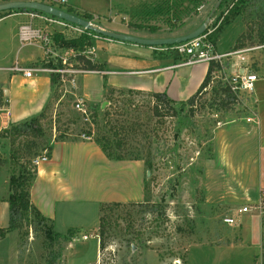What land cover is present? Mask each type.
<instances>
[{
    "label": "rangeland",
    "instance_id": "1",
    "mask_svg": "<svg viewBox=\"0 0 264 264\" xmlns=\"http://www.w3.org/2000/svg\"><path fill=\"white\" fill-rule=\"evenodd\" d=\"M241 4L244 12L238 14ZM54 5L61 7L56 3ZM62 8L66 9L64 6ZM233 8H236L237 14L217 38L218 49L221 52L234 51L238 43L243 45L241 48L249 50L259 47L249 52L253 70L260 69L262 72L264 0H140L139 10L130 13L127 20H120L119 23L157 26L160 27L159 35L168 36L204 23L214 10L212 21L216 22L218 17L226 16ZM0 15H5V12H0ZM92 22L105 28L96 19ZM37 23L50 34L53 51L50 55L54 65L61 66L59 69H76V56L90 49L92 52L87 54L93 61H99L98 43H116L89 32L91 46L78 52L56 43L54 36L78 37L85 32L78 30L80 27ZM133 30L149 32L140 28ZM64 60L67 62L64 63ZM230 61L228 72L232 73V64L238 59L232 57ZM80 75L66 72L65 82L61 81L55 87L51 107L43 120L46 135L42 141H53L62 132L69 139H83L81 134L98 127L104 134L111 135L110 127L115 126L123 141L125 154L140 155L146 167L152 165L151 170L146 168V198L137 204L105 208L101 212L106 222L102 236L100 213L96 211L89 214L75 212L68 216L67 223L74 227L66 229L58 219L56 224L53 223L54 230L67 234L72 241L60 239L52 244L44 239L45 227L37 224L36 217L31 225L24 220L20 228L0 240V264H50L51 254L58 252L60 256L54 264H184L192 244L217 241L221 238V231L228 229H235L234 234L251 242L259 251L263 237L259 214L255 211L239 214L238 208L226 204L225 194L222 192L224 195H219L216 189L217 181L223 184L227 173L225 165L218 160L220 154L215 142L218 122L245 113L242 103L218 108L220 100H215L214 89L221 83L219 77L212 78L211 87L199 94L193 110L184 102H176L175 116L158 117L153 112L154 102L149 93L131 95L116 92L109 99L106 93L101 102L89 103L82 98ZM73 76L76 79L74 84L69 81ZM80 100L90 111L89 120L76 109V103ZM95 110L98 112L97 118ZM60 112L64 115L60 117L59 131H56V116ZM30 139L39 143L34 136ZM10 149V140L0 134V164L6 167L8 179ZM3 173L1 170L0 195H7L9 184H4ZM7 216L10 219V210ZM227 216L234 217L236 224L227 225L224 222ZM82 223L87 225L76 227ZM100 239L103 247L100 246ZM192 251L196 253L199 248ZM260 255L261 252L258 253Z\"/></svg>",
    "mask_w": 264,
    "mask_h": 264
},
{
    "label": "crops",
    "instance_id": "2",
    "mask_svg": "<svg viewBox=\"0 0 264 264\" xmlns=\"http://www.w3.org/2000/svg\"><path fill=\"white\" fill-rule=\"evenodd\" d=\"M43 2L49 3V0ZM139 4L140 0H67L65 8L93 15L105 29L142 38L181 36L202 24L168 36L159 35L160 29L155 33L140 32L134 31L136 28L130 27V23L120 24V20H127L130 13L139 10ZM27 22L38 24L41 20L33 19L29 12H13L0 17V132L37 116L54 97L50 77L54 69L49 67L54 65L52 55L46 53L41 43L24 45L20 41L19 28ZM49 48L52 51V47ZM97 49L99 62L108 68L107 80L98 71L80 75L82 98L94 104L103 100L108 87L166 93L175 102L187 101L196 94L209 69V63L188 64L183 57L161 52L157 47L116 41L98 43ZM245 54L252 58L249 52ZM16 62L30 69L32 75L13 72ZM255 72L259 75L256 97L246 102L243 116L219 121L215 134L219 163L227 169L226 181L216 183L217 193H224L226 204L236 206L238 211L243 206L257 203L264 189V71L257 69ZM250 117L254 120L248 121ZM1 170L6 184L9 181L7 169L0 164ZM146 170L142 160L109 159L92 139L58 141L52 156L37 167L31 200L54 224L60 219L65 229L74 227L69 226L66 219L75 212L89 214L96 211L100 213V221L104 204L145 200ZM7 196L0 195V227H6L10 222L7 216L9 204L3 200ZM259 218L263 233L259 251L251 242L234 234L235 229H228L221 231L217 241L192 244L188 249L187 264H193V261L195 264H264V217ZM232 224H236V220ZM84 225L87 224L76 227ZM193 248H199V251L193 253Z\"/></svg>",
    "mask_w": 264,
    "mask_h": 264
},
{
    "label": "trees",
    "instance_id": "3",
    "mask_svg": "<svg viewBox=\"0 0 264 264\" xmlns=\"http://www.w3.org/2000/svg\"><path fill=\"white\" fill-rule=\"evenodd\" d=\"M4 2L10 1V0H3ZM44 1V0H42ZM238 3H243L242 1H238ZM243 5H240V9L238 10V14L243 13L242 9ZM236 8H233L229 11V13L226 16L218 17L216 20V24L218 25L216 30L212 34V38L217 41V38L223 31V28L231 21L233 16H236L235 14ZM67 11L73 14H76L78 16H81L85 19H88L90 21L94 20L93 15L87 14V13H78L75 12L71 8H67ZM13 12H36V13H44L41 11H34V10H12L5 12V15L13 13ZM46 14V13H44ZM4 15H0L2 17ZM219 23V24H218ZM130 27L134 28H140V29H147L150 32H157L160 27L157 26H146L144 24H129ZM85 32L78 36V37H66L65 35L59 34L55 35L54 39L55 42L58 44H61L65 48H74V50L80 52L84 50L87 47H90L91 37H89L88 33L90 31L84 30ZM93 33V32H92ZM94 34V33H93ZM264 40V38H263ZM241 46H243L241 43H238L235 46V49H240ZM76 60L78 62V65L76 68H80L83 70H86L88 72H94L98 71L100 73H103V77L105 80H107V65L105 63L99 62V61H93L91 58L86 57L85 55H77ZM50 68L58 69V67L61 68L59 65H49ZM215 64H210L208 73L206 75V78L204 79L203 83L201 84L200 88L194 94L192 97H190L187 101H182L181 103H186L192 108H194L195 100L199 96L201 92H203L204 88L208 85V83L211 80L212 72L216 69ZM51 77V83L52 88L55 89L56 86L60 85L61 83V73L52 71L50 73ZM116 92L122 93V94H135V93H141V91L133 90V89H117L108 87L107 88V99L112 97ZM215 92V100H220L219 104L222 108H227L229 104L232 102H235L234 98L235 96L230 91L229 87L221 81V83L218 84L217 87L214 89ZM151 97L153 98V112L158 117H164V116H175L174 115V104L176 103L174 100L169 98L166 93H149ZM52 99L47 104V106L44 108V110L38 114L37 116H34L28 120H25L21 123L12 124L10 127L3 129L1 131V135L4 138H8L10 140V158L7 160V163L9 164V194L7 197H4L3 200L8 202L9 209H10V223L7 227H0V240L4 239L8 233L20 228L22 225V221H27V223L30 225L32 224L35 217L38 219L39 225H43L45 227V240L48 239L50 241V244L53 243V241H58L60 239H65L72 241L71 238L69 239V236L67 234L63 235L60 233H57L54 230L53 221L45 217L33 204L31 200V188L36 180L37 177V166L33 165L32 161L37 156L41 155L42 153L46 152V154L51 157L52 152L54 149V144L58 141H67L70 140L67 137V134L62 132L60 135L56 136V138L51 141L45 139L42 141L46 135L45 129L43 126V120L47 117L48 111L52 104ZM106 111V110H105ZM173 112V113H171ZM64 115L63 112H60L56 116V131H59L58 123L60 122V117ZM98 112L95 110V117L97 118ZM103 128V127H102ZM111 135H106L102 132V129L98 127V129L93 130L89 129L85 131L84 133L87 136H90L92 140H94L102 149V151L106 154V156L111 160H141L140 155H134L129 156L125 154L124 152V144L123 141L119 135V130L115 126L110 127ZM82 135V134H81ZM80 135V136H81ZM32 136L34 138L39 139V143L36 141H33L30 139ZM112 136V137H111ZM75 140H80V138H76ZM148 170L152 169V165L148 164L146 167ZM131 204H137V203H131ZM122 203H109L104 204L101 207V212L104 211L107 207L112 206H121ZM106 222L104 221V217L101 216L100 218V235L102 236L105 232ZM68 238V239H66ZM100 246L103 247V241L100 239ZM50 264H54L59 256L60 252L56 254H51ZM184 264H187V261H185Z\"/></svg>",
    "mask_w": 264,
    "mask_h": 264
},
{
    "label": "built area",
    "instance_id": "4",
    "mask_svg": "<svg viewBox=\"0 0 264 264\" xmlns=\"http://www.w3.org/2000/svg\"><path fill=\"white\" fill-rule=\"evenodd\" d=\"M49 3L52 5H54V3L59 4L61 5V7L58 8L64 9L62 8V6L65 7V5L67 4V0H49ZM29 13L31 14L33 19L41 20V22L46 24L50 23L51 25H53V23H56L63 26H69V24H71L69 22L50 16L48 14L36 13V12H29ZM71 25L72 27L76 26L73 24ZM217 26L218 25L216 24V22H214V20L213 21L210 20L207 26V30L203 35L194 38L192 40H189L187 42H183L175 45L158 46L157 49L164 53L179 55L183 57L185 62L188 64H194L200 62H206L209 63V65L211 63L215 64L217 68L212 72L211 80L206 86V88H204V90L206 91L211 87V84L213 83L212 78L219 77L221 81L229 87L230 91L235 96L234 98L235 102L232 103H242L245 106L246 102L249 99L256 97V85L259 80L258 73H256L255 70H253L252 68V64H253L252 58L246 57L245 53H248L250 50H255L259 47L251 48L250 50L249 48H241L234 51L223 53L218 49L217 42L211 37L213 32L216 30ZM78 30L84 31L85 29L80 27ZM18 34L22 44L25 45V44L41 43L43 47L46 49L47 54L52 53V51L49 48L51 43L50 34L42 26L35 24L34 22H27L20 26ZM87 52L91 53L92 51L90 49L84 51L83 53H79L78 55L82 54L88 58H91L87 54ZM232 57H236L238 61L232 64L234 70L232 73H229L228 67L230 66L229 62H231L230 59ZM65 62L67 61L64 60V63ZM12 71L15 73L22 72L28 77L32 75V71L30 69L23 68L19 62H16L14 64ZM52 71L61 73V81L63 82H65L66 72H72L78 74L88 72L80 68H76V69L62 68V69H54ZM69 81L74 84L76 81L75 76H73ZM76 109L83 114L86 120H89L90 111L87 108L84 101L81 100L77 101ZM253 117L248 118V121H253L254 120ZM81 137L83 139H91V137L87 136L85 133H83ZM48 159L49 156L46 154V152H44L41 155L34 158L32 163L33 165L38 167L39 164H41L44 161H47ZM253 211L257 212L260 217H264V189L261 190L260 198L257 203L253 205L243 206L239 209L238 212L247 213ZM224 221L226 223L232 224L235 222V218L227 216L224 218Z\"/></svg>",
    "mask_w": 264,
    "mask_h": 264
},
{
    "label": "water",
    "instance_id": "5",
    "mask_svg": "<svg viewBox=\"0 0 264 264\" xmlns=\"http://www.w3.org/2000/svg\"><path fill=\"white\" fill-rule=\"evenodd\" d=\"M21 9L44 12L50 16L64 20L73 25H77L90 32H93L96 35H100L102 37L114 41L132 43V44L149 46V47L175 45V44L187 42L189 40H192L194 38L203 35L206 32L207 26L210 20H212L213 13L215 11L214 10L213 13L210 14L207 21L202 23L199 27H197L188 34L176 36V37H167V38H142L136 35L111 31L102 27H98L88 19H85L81 16L70 13L65 9L58 8L50 3L43 2L40 0H10L7 2L0 3V12H8L12 10H21ZM149 174L150 171H148V175Z\"/></svg>",
    "mask_w": 264,
    "mask_h": 264
}]
</instances>
